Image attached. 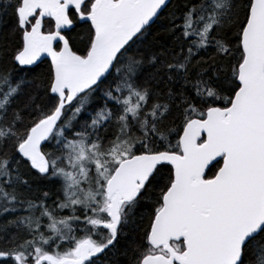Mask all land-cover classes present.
I'll use <instances>...</instances> for the list:
<instances>
[{
    "label": "snow or ice",
    "instance_id": "snow-or-ice-1",
    "mask_svg": "<svg viewBox=\"0 0 264 264\" xmlns=\"http://www.w3.org/2000/svg\"><path fill=\"white\" fill-rule=\"evenodd\" d=\"M0 264H264V0H0Z\"/></svg>",
    "mask_w": 264,
    "mask_h": 264
},
{
    "label": "trees",
    "instance_id": "trees-1",
    "mask_svg": "<svg viewBox=\"0 0 264 264\" xmlns=\"http://www.w3.org/2000/svg\"><path fill=\"white\" fill-rule=\"evenodd\" d=\"M46 183V182H45ZM42 187H43V185H42Z\"/></svg>",
    "mask_w": 264,
    "mask_h": 264
}]
</instances>
